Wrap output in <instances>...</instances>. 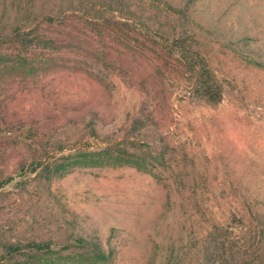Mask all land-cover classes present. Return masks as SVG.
I'll return each mask as SVG.
<instances>
[{
	"label": "rangeland",
	"instance_id": "obj_1",
	"mask_svg": "<svg viewBox=\"0 0 264 264\" xmlns=\"http://www.w3.org/2000/svg\"><path fill=\"white\" fill-rule=\"evenodd\" d=\"M172 1L184 12L0 0V181L17 175L0 189V256L47 241L66 264H193L195 249L211 264L209 233L230 227L254 252L239 264H264V0ZM33 10L68 14L18 21ZM118 142L141 168L51 165ZM93 242L113 256L96 262Z\"/></svg>",
	"mask_w": 264,
	"mask_h": 264
},
{
	"label": "trees",
	"instance_id": "obj_2",
	"mask_svg": "<svg viewBox=\"0 0 264 264\" xmlns=\"http://www.w3.org/2000/svg\"><path fill=\"white\" fill-rule=\"evenodd\" d=\"M129 5H146L148 4L147 2L154 1L158 5L159 8H162L164 10H167L168 12H173L175 14H181L184 11L182 10L181 7L176 6L172 0H125ZM111 2V1H110ZM108 2V4H110ZM190 3V2H189ZM96 2L93 1V5H95ZM107 4V3H106ZM106 8V7H105ZM94 10V8H93ZM96 10V9H95ZM77 12V10L75 11ZM20 14V13H19ZM68 14V11H60L57 15L52 12H46V13H37L34 10L29 11L25 15L22 14L20 17H18V21L22 22L25 20H29L31 22H39L41 20L47 21V22H55V21H62L66 18ZM86 14H90L87 13ZM88 20L92 21L95 18H102L101 20L111 23L112 21L114 22V19H111V17L107 16L105 13L99 12V10H96L93 15H87ZM93 18V19H92ZM140 19V18H139ZM117 20V19H116ZM126 20L128 22H132L135 19L133 17H126ZM23 26L20 25L19 27V32L21 37H25L24 34H21ZM29 28V27H28ZM27 28V29H28ZM38 28V26H37ZM37 28L34 27L31 29L33 30V33L37 31ZM30 29V28H29ZM28 31V32H31ZM27 32V31H26ZM151 35L150 33H147V36ZM35 38H38L39 40L43 41L48 47H53L57 48L56 46V40L53 37H48L45 38L40 33L36 32V35H34ZM33 37V38H34ZM186 44V43H185ZM181 55L185 59H188L189 57L184 54L187 53V51H190L191 49L187 47L186 45H183L181 48ZM194 58V56H192ZM196 60V59H194ZM201 82V87L207 89V92H210L211 90V85L210 82L205 80L202 75H199L198 79H200ZM203 78V79H202ZM65 159L68 161H62L60 163L55 162L51 165L52 167H67L71 165H79V166H92V165H100V164H111L113 162L115 163H120V164H125V163H133L139 166L141 168V161H138L137 159L129 157V153H127V150L124 149L123 143H111L107 145L105 148L97 151H83V152H78L76 154H71L65 157ZM42 161H32L28 166L26 164H22L21 167V173H24L27 171L26 167H41ZM144 168V167H142ZM58 170V169H55ZM37 171L36 169H31L30 173H34ZM16 174L10 175L7 178L3 179L0 181V189L3 188L6 184L11 183L15 178ZM210 239L209 241L214 243L215 246L210 249L208 248V251L205 253L207 254V260L208 262H211V264H219L222 261H225L228 259L230 260V264H239L240 262H246L249 261L252 257V254L254 253L253 251L250 250V246H247V241H244L243 243H240V237L237 238L233 234V231L230 230V227L224 228V232H216V231H211L210 233ZM239 241H238V240ZM78 244H81L85 240L82 237H79L76 239ZM93 254H94V260L97 262L99 261H106L110 259L113 256V252H109L106 254V252L102 249L100 245L97 243L93 242ZM6 255L5 256H0V264H66L62 263L61 260H63L62 254L60 250L54 249L53 245L50 242L47 241H30L28 243H21V242H15V243H8L6 245ZM200 252L201 250L195 249L191 250L189 252L188 256V262L193 264L195 261L199 260L200 258ZM172 254L167 255L165 257V261L162 264H173L172 259ZM70 257H76L80 256L79 253H73V255H69ZM180 256V260H186L187 258L184 259L183 255H178Z\"/></svg>",
	"mask_w": 264,
	"mask_h": 264
}]
</instances>
